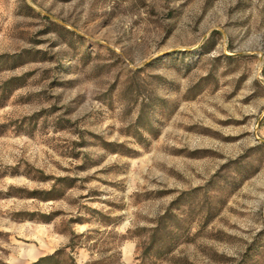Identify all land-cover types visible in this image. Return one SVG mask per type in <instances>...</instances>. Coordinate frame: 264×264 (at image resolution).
Returning <instances> with one entry per match:
<instances>
[{
    "label": "rangeland",
    "instance_id": "rangeland-1",
    "mask_svg": "<svg viewBox=\"0 0 264 264\" xmlns=\"http://www.w3.org/2000/svg\"><path fill=\"white\" fill-rule=\"evenodd\" d=\"M57 251L264 264V0H0V264Z\"/></svg>",
    "mask_w": 264,
    "mask_h": 264
},
{
    "label": "trees",
    "instance_id": "trees-1",
    "mask_svg": "<svg viewBox=\"0 0 264 264\" xmlns=\"http://www.w3.org/2000/svg\"><path fill=\"white\" fill-rule=\"evenodd\" d=\"M61 253L62 251H57L56 253L52 255L41 257L37 262L33 264H61V261L59 258Z\"/></svg>",
    "mask_w": 264,
    "mask_h": 264
},
{
    "label": "bare ground",
    "instance_id": "bare-ground-1",
    "mask_svg": "<svg viewBox=\"0 0 264 264\" xmlns=\"http://www.w3.org/2000/svg\"><path fill=\"white\" fill-rule=\"evenodd\" d=\"M33 253V252H32Z\"/></svg>",
    "mask_w": 264,
    "mask_h": 264
}]
</instances>
